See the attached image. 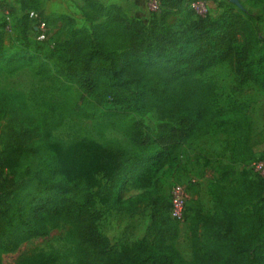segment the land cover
I'll use <instances>...</instances> for the list:
<instances>
[{"label": "trees", "instance_id": "obj_1", "mask_svg": "<svg viewBox=\"0 0 264 264\" xmlns=\"http://www.w3.org/2000/svg\"><path fill=\"white\" fill-rule=\"evenodd\" d=\"M19 1L26 8L34 0ZM253 5L264 9V0H253ZM98 6L109 13L90 17L88 27L76 25L67 14L42 18L47 25L63 20L70 28L69 36L57 44L20 34L16 20L12 40L18 42L17 50L8 54V31H0V66L7 73L29 67L36 75H49L70 113L121 127L131 141L130 147L89 137L61 143L52 137L53 127L63 121L55 107L36 112L21 91L1 87L0 264L4 253L47 235L57 221L72 225L95 253L110 255L109 241L88 209L93 199L89 185L98 167L113 173L112 185L104 188L112 202L136 211L147 201L153 221L164 222L171 217L172 202L161 187L181 172L189 141L225 134L232 159L254 157L249 115L236 107L214 110V87L199 75L229 62L236 89L251 82L264 91V36L254 21L258 15L236 10L217 18L196 14L174 30L164 17L145 26L142 20L112 13V6ZM163 6L160 0L154 13ZM153 108L167 118L156 131L144 129L136 118ZM231 173V165L224 164L221 176L209 182L213 211L202 212L197 201L191 220L192 258L172 244L138 243L115 264H264V175L241 173L229 188ZM129 178L138 188L154 187L120 199ZM58 259L54 250H39L16 264H59Z\"/></svg>", "mask_w": 264, "mask_h": 264}, {"label": "rangeland", "instance_id": "obj_2", "mask_svg": "<svg viewBox=\"0 0 264 264\" xmlns=\"http://www.w3.org/2000/svg\"><path fill=\"white\" fill-rule=\"evenodd\" d=\"M207 13L217 18L229 10L242 11L258 15L254 21L260 35L264 36V9L254 6L253 0H203ZM112 6V13L120 14L130 20H142L147 26L159 23L165 19L174 30H180L195 19L196 13L191 7V0H164L163 10L154 13L149 0H34L25 8L19 0H0V31L7 29L6 46L8 54H14L18 42H13L12 28L17 20V32L31 38L47 40L49 43H60L69 36L70 28L63 20H58L45 27H38L40 20L47 14L71 16L76 25L89 26L90 17L97 13L105 17L109 12L100 8L98 3ZM114 6V7H113ZM6 25V26H5ZM10 27V28H9ZM199 77L214 87V95L210 105L214 110L236 107L245 111L252 121L250 143L254 157L245 161L232 159L229 150L230 140L225 134L205 135L189 141L182 161L179 175L174 174L166 179L161 190L169 192L176 180L190 182L192 177L198 179L191 188V197L186 207L183 220H175L169 215L163 221L155 222L151 218L152 205L144 202L139 210L129 211L120 208L111 201L108 188L113 183V173L106 168H96L92 174L90 190L93 199L88 203V209L95 217L99 230L108 239L112 253L99 255L90 244L83 242L74 227L63 221L50 224L47 235L31 238L23 242L13 252L4 253L3 264H16L23 257L39 250H54L58 253L59 264H115L118 257L131 250L136 244L163 246L175 245L187 258L193 257L192 217L195 215L197 201L202 204V212L213 211V201L209 194L208 185L212 178L219 177L224 164H230L234 173L228 176L226 182L229 188L236 185L241 173L248 172L256 177L255 166L264 161V91L251 82L236 89V76L229 62H224L209 68ZM19 90L27 99L30 107L36 112L56 108L57 116L63 121L53 127L52 137L61 143H70L83 137L92 138L100 143L112 142L124 147H130L131 141L124 129L105 125L102 121L83 118L68 111L65 97L55 89L49 75H36L29 67H23L14 73H7L0 66V88ZM133 90V85L128 84ZM113 103H109L111 105ZM114 105V104H113ZM138 123L147 130L156 131L167 121L158 108H153L136 114ZM4 120L0 119V124ZM2 143L0 141V149ZM179 176V178H178ZM136 187L131 178L127 179L120 191V199L151 190ZM198 196H197V194ZM203 251L201 248L200 252ZM264 260V252L262 254ZM255 264H263L257 260Z\"/></svg>", "mask_w": 264, "mask_h": 264}, {"label": "built area", "instance_id": "obj_3", "mask_svg": "<svg viewBox=\"0 0 264 264\" xmlns=\"http://www.w3.org/2000/svg\"><path fill=\"white\" fill-rule=\"evenodd\" d=\"M149 5L153 11H159L160 0H149ZM192 9L199 15L207 14V9L205 2L203 0H194L191 2ZM47 24L41 21L38 27H45ZM10 28V27H9ZM256 172L258 174L264 175V161H260L255 166ZM198 182V179L192 177L190 182H184L176 180L172 183L169 188L168 195L172 202V207L170 215L175 220H183L186 212V207L188 205L189 199L191 197L190 183Z\"/></svg>", "mask_w": 264, "mask_h": 264}, {"label": "crops", "instance_id": "obj_4", "mask_svg": "<svg viewBox=\"0 0 264 264\" xmlns=\"http://www.w3.org/2000/svg\"><path fill=\"white\" fill-rule=\"evenodd\" d=\"M197 194V193H196ZM197 196H198V194H197ZM187 258V257H186ZM190 259V258H189Z\"/></svg>", "mask_w": 264, "mask_h": 264}]
</instances>
